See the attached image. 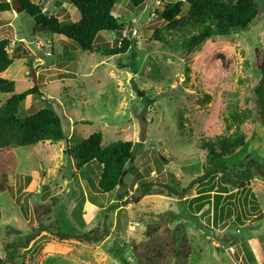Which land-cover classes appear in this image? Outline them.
I'll return each instance as SVG.
<instances>
[{"label": "rangeland", "instance_id": "374dc122", "mask_svg": "<svg viewBox=\"0 0 264 264\" xmlns=\"http://www.w3.org/2000/svg\"><path fill=\"white\" fill-rule=\"evenodd\" d=\"M3 1L12 10L0 14V40L10 42L13 62L0 77L14 82L13 94L37 86L41 96H29L21 114L49 102L66 139L0 150L2 264H121L114 250L137 264L132 248L167 211L184 225L187 264H264V126L257 112L256 122L241 126L247 147L227 163L230 177L221 184L216 173L200 184L208 168L202 143L232 133L233 105L255 107L250 95L264 79V0L255 1L259 16L249 30L205 42L188 61L153 38L165 25L158 14L174 0H118L113 13L122 31L101 33L99 54L35 29L16 0ZM31 1L61 23L78 19L71 0ZM122 39L132 43L126 54L101 55ZM10 96L0 93V107ZM98 132L101 146L142 144L109 194L97 190L100 166L78 168L71 152ZM252 159L259 167L236 188L231 176ZM146 183L150 192L141 188ZM220 185L226 193L216 208ZM202 193L209 198L198 210L194 199Z\"/></svg>", "mask_w": 264, "mask_h": 264}, {"label": "trees", "instance_id": "16d2710c", "mask_svg": "<svg viewBox=\"0 0 264 264\" xmlns=\"http://www.w3.org/2000/svg\"><path fill=\"white\" fill-rule=\"evenodd\" d=\"M117 1L71 0V5L75 8L78 17L73 23H61L57 17L45 11L41 4L33 3L31 0H16L18 7L16 9L33 21L35 29L62 36L75 43L82 52L99 54L97 48H94L99 35L122 31L121 24L113 13ZM132 1L135 6L142 3V0ZM255 1L174 0L166 3L158 14L165 25L154 32L153 38L188 61L189 57L205 42L214 41L216 38H227L233 33L249 30L259 16ZM184 7L185 11H183ZM11 10L10 3L0 1V14ZM155 14L157 15L156 12ZM9 46L10 42L7 39L0 40V74L4 73L13 62L7 53ZM131 48L132 43L122 39L114 46L102 50L101 55L107 57L124 55ZM14 89L13 81L0 77V93L11 94L0 107V150L34 146L40 142L56 144L66 139L62 119L49 102L31 115L21 114V107L29 96H41L37 86L19 94H13ZM253 93L255 95H250V98L253 96L252 103L255 107L240 110L239 106H232L229 114L231 123L226 125L227 130L233 129L232 133L228 136H219L214 141L202 143L200 150L205 153V164L208 168L205 169V177L200 184L213 178L216 173L223 175L219 180L221 184L230 177L227 163L236 160L247 147V136L241 131V126L247 120L256 122L255 112L264 126L263 78L259 80ZM141 146V143L132 144L122 141L101 146V133L98 132L80 141L71 152L78 168L93 162L100 166L97 190L102 194H109L121 186L119 181L122 179L123 182L127 166L139 154ZM238 165L242 167L241 164ZM251 166L259 167L258 163L252 159L247 162L245 170L240 175L231 176L230 182L236 183L233 186L243 187V180L250 176ZM261 168L264 170V167ZM151 185L153 184H142L141 188L150 192L148 187ZM164 186L160 188L171 193L170 189ZM219 188L221 191L215 193L216 208L219 206L222 194L226 193L221 185ZM204 194L194 199L198 210L202 207L203 201L209 198ZM147 228L138 246L132 248L137 264H187L189 247L179 214L171 211L164 212L157 217V220L150 221ZM22 245L27 247L28 243ZM114 257L121 264H130L123 253L116 250H114ZM2 263L3 260H0V264Z\"/></svg>", "mask_w": 264, "mask_h": 264}, {"label": "water", "instance_id": "95a60500", "mask_svg": "<svg viewBox=\"0 0 264 264\" xmlns=\"http://www.w3.org/2000/svg\"><path fill=\"white\" fill-rule=\"evenodd\" d=\"M31 77L33 79V82L35 83V78H34V74L33 72L31 71ZM119 184L121 185L122 184V179L119 181Z\"/></svg>", "mask_w": 264, "mask_h": 264}]
</instances>
